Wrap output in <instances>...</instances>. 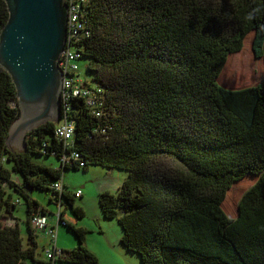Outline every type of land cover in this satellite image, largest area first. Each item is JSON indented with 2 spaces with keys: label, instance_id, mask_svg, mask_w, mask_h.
Listing matches in <instances>:
<instances>
[{
  "label": "trees",
  "instance_id": "trees-1",
  "mask_svg": "<svg viewBox=\"0 0 264 264\" xmlns=\"http://www.w3.org/2000/svg\"><path fill=\"white\" fill-rule=\"evenodd\" d=\"M7 18L0 0V29ZM80 21L86 27L72 45L77 59H88L93 76H81L103 105L71 100L64 112L75 122L71 146L47 121L27 133L25 150L8 147L20 110L0 66V264L28 258L101 264L85 245V229L66 221L64 210L57 226L49 220L48 226L56 236L59 224L68 227L77 244L46 255L48 261L36 257L42 231L30 223L34 212L47 214L34 189L50 191L58 206L64 197L80 217L73 203L82 191L76 195L63 183L60 192L54 183L63 169L89 165L127 171L118 192L103 191L99 204L142 264H264V77L235 89L219 82L228 56L250 32L254 56L264 59V0H88ZM71 151L80 159L66 163L62 155ZM35 154L55 156L60 165L34 161ZM247 175L256 180L230 217L222 207L226 193ZM21 200L26 240L13 215ZM11 212L14 224L6 222Z\"/></svg>",
  "mask_w": 264,
  "mask_h": 264
},
{
  "label": "rangeland",
  "instance_id": "rangeland-1",
  "mask_svg": "<svg viewBox=\"0 0 264 264\" xmlns=\"http://www.w3.org/2000/svg\"><path fill=\"white\" fill-rule=\"evenodd\" d=\"M253 32H250V40L247 42V49L251 55L250 63L240 61L238 52L231 53L219 76V82L227 88H243L258 84L264 77V59L254 56L252 50ZM88 59L80 57L77 59L78 71L80 75L92 78L93 74L86 69ZM32 159L53 167H59V160L52 155L35 154ZM110 168L101 165H89L87 170L65 168L62 173V180L66 190L76 192L82 191V195L74 198V206L82 209L83 214L77 217L70 206H66V200L61 198L60 210H64V216L75 226L85 229V245L93 251L101 264H142L139 255L129 251L121 243L122 228L116 218H107L103 215L99 195L105 190L116 194L120 183L127 175L123 169ZM256 176L247 175L243 179L236 181L227 191L223 202V209L230 217L237 215V205L242 194L255 182ZM31 196L37 200L39 205L46 210L49 224L57 226L58 201L48 190L34 189ZM66 206V207H65ZM15 214L19 217L22 235L26 240L27 225L24 201L21 200L15 208ZM57 233V246L59 250L65 248L70 250L77 244L73 232L63 224H59ZM57 227V228H58ZM37 259L47 260L46 250L50 247L49 236L45 233H38L36 236ZM25 264H47L38 260L26 259ZM54 264H79L72 261H55Z\"/></svg>",
  "mask_w": 264,
  "mask_h": 264
},
{
  "label": "water",
  "instance_id": "water-1",
  "mask_svg": "<svg viewBox=\"0 0 264 264\" xmlns=\"http://www.w3.org/2000/svg\"><path fill=\"white\" fill-rule=\"evenodd\" d=\"M7 21L0 29V66L11 76L20 113L6 144L26 149L27 133L62 115L64 73L59 65L67 45V0H4Z\"/></svg>",
  "mask_w": 264,
  "mask_h": 264
},
{
  "label": "built area",
  "instance_id": "built-area-1",
  "mask_svg": "<svg viewBox=\"0 0 264 264\" xmlns=\"http://www.w3.org/2000/svg\"><path fill=\"white\" fill-rule=\"evenodd\" d=\"M88 0H67L69 6V18H68V37L65 50L62 52L59 65L63 70L64 77L62 83L61 93V109L62 115L55 128V135L57 138L65 141L67 146L72 145L73 134L75 130V122L66 118V112L70 109V102L75 97L84 98L88 105L95 107L103 105V97L98 96L94 90H90L84 84V80L78 71V64L76 62L78 58V52L73 47L72 43L80 40L86 27L85 22L80 21V11L82 10V4ZM100 114V112H96ZM62 159L66 163H70L71 160L80 159L79 153L71 151L62 155ZM80 165H84L83 161H80ZM54 188L61 192L63 190V181L57 180L54 183ZM76 195L81 194V190L78 189L75 192ZM60 218V208L58 206L57 222ZM31 226L36 231H42L49 236L50 247L46 250V255L49 258L62 255V251L56 248V228H49L48 216L42 212H34L30 218Z\"/></svg>",
  "mask_w": 264,
  "mask_h": 264
},
{
  "label": "bare ground",
  "instance_id": "bare-ground-1",
  "mask_svg": "<svg viewBox=\"0 0 264 264\" xmlns=\"http://www.w3.org/2000/svg\"><path fill=\"white\" fill-rule=\"evenodd\" d=\"M250 35L247 34L244 38V42H243V46L241 48V50L238 51L237 54H239L238 56H240V61L243 63H250L251 62V55L247 49V42L250 40ZM229 58V56H228ZM228 60V59H227Z\"/></svg>",
  "mask_w": 264,
  "mask_h": 264
},
{
  "label": "crops",
  "instance_id": "crops-1",
  "mask_svg": "<svg viewBox=\"0 0 264 264\" xmlns=\"http://www.w3.org/2000/svg\"><path fill=\"white\" fill-rule=\"evenodd\" d=\"M111 169V168H110ZM113 171V169H111V172ZM120 185H121V183H120ZM105 191H109V190H105ZM82 195V194H81ZM12 211H13V209H12ZM11 215H12V212L11 213H9L8 214V219L6 220V222H8L9 224H14V220H12V218H11ZM13 215H15L16 217H18L16 214H15V210L13 211ZM19 218V217H18ZM63 218L66 220V221H68L66 218H65V216L63 215ZM49 220V219H48ZM19 222V221H18ZM69 222V221H68ZM70 223H72V222H70ZM20 224V223H19ZM53 225H56V224H53ZM58 230H59V228H58ZM58 230H57V233H58ZM57 238H58V236H57ZM56 246H57V241H56ZM75 247V246H74ZM68 250V249H65V248H61L60 247V250ZM72 249V248H71Z\"/></svg>",
  "mask_w": 264,
  "mask_h": 264
}]
</instances>
